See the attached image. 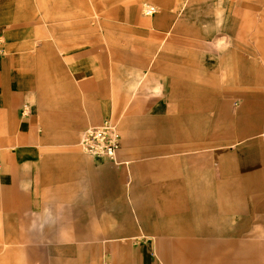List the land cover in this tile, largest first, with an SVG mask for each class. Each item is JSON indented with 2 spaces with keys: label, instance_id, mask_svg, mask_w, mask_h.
<instances>
[{
  "label": "crops",
  "instance_id": "0c3cea01",
  "mask_svg": "<svg viewBox=\"0 0 264 264\" xmlns=\"http://www.w3.org/2000/svg\"><path fill=\"white\" fill-rule=\"evenodd\" d=\"M147 2L159 11L144 14ZM2 3L1 175L18 186L33 179L28 192L18 187L16 209L4 206V244L36 241L26 230L43 224L61 244L40 249L49 257L41 264H101L102 255L106 264H264V110L249 101L264 92H240L236 115L218 100L232 91L219 82L247 81L250 65L263 79L264 63L248 57V10L194 12L183 0ZM107 119L118 123V165L78 145L87 126ZM231 124L236 132L219 135Z\"/></svg>",
  "mask_w": 264,
  "mask_h": 264
},
{
  "label": "rangeland",
  "instance_id": "374dc122",
  "mask_svg": "<svg viewBox=\"0 0 264 264\" xmlns=\"http://www.w3.org/2000/svg\"><path fill=\"white\" fill-rule=\"evenodd\" d=\"M185 9H194V12L199 10L200 8H207L211 10V13L215 14L214 11H217L218 14H223L225 10H228V14L231 11L235 12L237 10H248L249 16H244L245 22L249 21L250 26H253L256 24V28L250 27L249 32L246 33V42L250 49V54L248 55L249 59L251 61H260L264 63V58L261 57V53L258 51L257 42H259V38H263L264 41V0H209L206 4L207 6H202L201 0H183ZM261 2V3H260ZM48 4V0H42V8L46 9V6ZM148 6H153L155 4L148 3L145 5H142L143 13L146 14L144 9ZM3 3L2 0H0V10H2ZM156 12L159 11V8L155 5ZM234 12V13H235ZM1 14V11H0ZM196 14V13H194ZM236 14V13H235ZM247 14V13H246ZM151 15V14H150ZM149 16V15H148ZM46 21V25L48 24H58L61 25L65 22L64 18L56 20L57 18L48 17V20L45 16L41 17ZM213 17H208L207 20H211ZM74 21H82L86 20L88 22H91L92 24H97L98 21H100L101 18L99 17H85V18H73ZM103 19V18H102ZM190 20L194 22H198L201 20V18L192 16L189 18ZM8 20L7 17L0 16V30L6 25V21ZM108 21V19H107ZM247 25V24H246ZM216 39H223V38H216ZM211 40V39H209ZM215 40V39H214ZM207 43L208 40H207ZM215 44V43H214ZM216 45V44H215ZM220 45V44H218ZM208 62V61H207ZM207 66H209V63H207ZM264 68V66H262ZM248 70V68H247ZM238 71V69H237ZM249 79L247 81H241L240 79H236L237 75L232 81L228 82H219V85L221 86H228L232 89L231 92L228 93L227 98H222L221 96L218 97L219 102H223L224 100L227 102L228 109L230 112L234 111V115H236V111H238L241 107L245 106L246 98L242 96L240 92H253L254 90H259L260 92H264V69H261V76L263 79H259L260 74L258 73L259 70L257 69V65L249 66ZM258 78V79H257ZM197 81V80H196ZM195 81V82H196ZM190 92H187V94ZM249 101H251L252 104H260L263 106L264 110V97L261 99L257 98H249ZM189 110V108L187 109ZM264 116V114H263ZM236 117V116H235ZM234 125V124H233ZM233 125H229L227 128L224 126H221L222 128H218L217 131L219 135L226 131L227 134H233V132H236L233 128ZM257 131L259 132V135L263 131V129H257V130H251V132ZM210 129L203 128L202 129V136L209 135ZM264 133V132H262ZM194 132L193 130H189L187 133V136H193ZM231 136V135H229ZM260 136L264 137V134H261ZM98 158H105V157H98ZM109 160V159H108ZM29 181H33L31 178L30 180H22L21 184H17V181L15 179L10 180V178L5 179L0 172V232L3 230V215H6L7 211L4 210V206L7 205V207L13 211L17 208V189L20 188L21 191H29L30 190V184ZM15 186V187H12ZM28 200L27 198H25ZM35 210L32 209H24L21 211L20 215L22 218L26 221H33L31 217L35 215ZM26 218V219H25ZM29 224L28 231H32L34 229V233L36 234V237L38 239L36 241L32 239L24 240L19 243H7L4 244V235H0V264H30V263H36L41 264V262H44V259L49 260V257L45 258L44 256H41L40 249H43L44 252L48 250L49 252L54 251L56 247H59L61 242H55L48 238H46V232L51 228L50 225H33ZM32 226V227H31ZM35 235L31 236L34 237ZM41 237V239H39ZM4 246L8 248L9 250L3 251ZM33 249H38L37 252L38 257H33L30 251ZM101 264H106L107 260L105 259L104 255L101 256L100 260Z\"/></svg>",
  "mask_w": 264,
  "mask_h": 264
},
{
  "label": "built area",
  "instance_id": "2783aa9c",
  "mask_svg": "<svg viewBox=\"0 0 264 264\" xmlns=\"http://www.w3.org/2000/svg\"><path fill=\"white\" fill-rule=\"evenodd\" d=\"M155 12L154 6L147 5L145 8L147 15ZM78 145L83 152L90 156L105 157L114 164H121L117 160V153L120 148V132L118 123L113 120L107 119L98 125L87 126L81 134Z\"/></svg>",
  "mask_w": 264,
  "mask_h": 264
}]
</instances>
